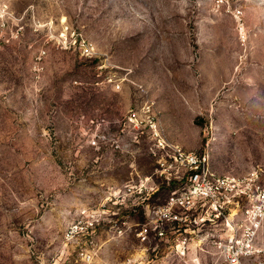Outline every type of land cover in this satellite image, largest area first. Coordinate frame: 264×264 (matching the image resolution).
<instances>
[{"label": "rangeland", "instance_id": "obj_1", "mask_svg": "<svg viewBox=\"0 0 264 264\" xmlns=\"http://www.w3.org/2000/svg\"><path fill=\"white\" fill-rule=\"evenodd\" d=\"M172 146L264 171V0H0V264H218L212 225L141 230Z\"/></svg>", "mask_w": 264, "mask_h": 264}, {"label": "built area", "instance_id": "obj_2", "mask_svg": "<svg viewBox=\"0 0 264 264\" xmlns=\"http://www.w3.org/2000/svg\"><path fill=\"white\" fill-rule=\"evenodd\" d=\"M158 144L164 149L163 143ZM166 156L160 168L174 174L180 170L173 176L182 180L183 185L149 211L141 230H162L165 222L193 230L206 223L220 231L207 241L218 264H264L259 240L264 224V171L252 169L240 176L214 174L209 170L205 148L194 152L172 146ZM97 223V216L85 214V219H77L68 230L72 234L93 229ZM78 256L87 262L91 259L90 250L82 248Z\"/></svg>", "mask_w": 264, "mask_h": 264}]
</instances>
